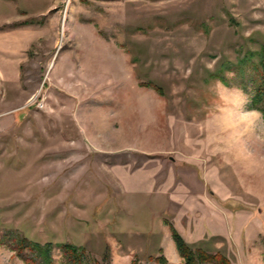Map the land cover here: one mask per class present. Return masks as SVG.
<instances>
[{
  "label": "rangeland",
  "instance_id": "374dc122",
  "mask_svg": "<svg viewBox=\"0 0 264 264\" xmlns=\"http://www.w3.org/2000/svg\"><path fill=\"white\" fill-rule=\"evenodd\" d=\"M2 1L39 34L0 80V264L8 235L182 264L170 227L264 264V0Z\"/></svg>",
  "mask_w": 264,
  "mask_h": 264
},
{
  "label": "trees",
  "instance_id": "16d2710c",
  "mask_svg": "<svg viewBox=\"0 0 264 264\" xmlns=\"http://www.w3.org/2000/svg\"><path fill=\"white\" fill-rule=\"evenodd\" d=\"M257 69L258 78L251 77L250 82L257 85L258 95L262 94L260 90H263L264 83V46L260 50V60L257 65L254 66ZM221 81H223L221 79ZM257 102V100H255ZM171 238L175 245L176 251L179 257L182 259V264H231L220 253L209 254L201 249L192 250L181 236L171 228ZM8 239H7V238ZM6 238V239H5ZM7 246L11 244V248L15 251L16 256L24 264H57L54 259V250H57L64 264H86L85 256L86 250L83 247H78L72 244H62L60 246H53L50 243L37 244L30 243L24 237L21 236H3ZM108 250H105L103 259L108 258ZM152 261L149 260V262ZM157 264H165L164 257L160 256L153 259ZM131 264H138L137 259H133Z\"/></svg>",
  "mask_w": 264,
  "mask_h": 264
},
{
  "label": "crops",
  "instance_id": "0c3cea01",
  "mask_svg": "<svg viewBox=\"0 0 264 264\" xmlns=\"http://www.w3.org/2000/svg\"><path fill=\"white\" fill-rule=\"evenodd\" d=\"M20 17L17 10H9L6 2L0 0V80L5 84L19 79L28 51L39 34L36 20H27L22 25ZM202 232L203 237L207 236Z\"/></svg>",
  "mask_w": 264,
  "mask_h": 264
},
{
  "label": "clouds",
  "instance_id": "9594fccd",
  "mask_svg": "<svg viewBox=\"0 0 264 264\" xmlns=\"http://www.w3.org/2000/svg\"><path fill=\"white\" fill-rule=\"evenodd\" d=\"M230 91L234 92L235 95L238 97V99L240 101V107H241V109H243L244 105L246 104L247 101H246V97L244 96V93L242 92V90L232 89Z\"/></svg>",
  "mask_w": 264,
  "mask_h": 264
}]
</instances>
